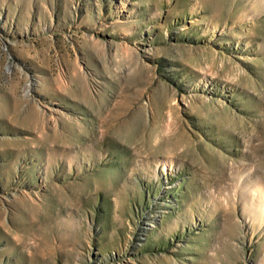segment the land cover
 I'll return each mask as SVG.
<instances>
[{
  "label": "rangeland",
  "instance_id": "1",
  "mask_svg": "<svg viewBox=\"0 0 264 264\" xmlns=\"http://www.w3.org/2000/svg\"><path fill=\"white\" fill-rule=\"evenodd\" d=\"M0 264H264V0H0Z\"/></svg>",
  "mask_w": 264,
  "mask_h": 264
}]
</instances>
